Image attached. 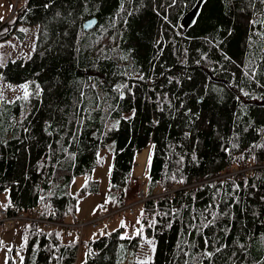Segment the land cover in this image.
Listing matches in <instances>:
<instances>
[{"label":"trees","instance_id":"trees-1","mask_svg":"<svg viewBox=\"0 0 264 264\" xmlns=\"http://www.w3.org/2000/svg\"><path fill=\"white\" fill-rule=\"evenodd\" d=\"M195 1L25 0L0 21V41L18 24L37 27L31 55L0 64L1 81L30 80L27 97L0 99L4 207L75 221L77 201L99 191L91 173L113 141L101 206L120 208L139 190L135 151L153 146L131 235L105 230L79 259L83 229L20 221V264H264V40L254 34L264 26L250 23L264 19V4L205 0L183 30ZM252 165L261 166L218 177ZM143 234L155 250L137 259Z\"/></svg>","mask_w":264,"mask_h":264},{"label":"rangeland","instance_id":"rangeland-1","mask_svg":"<svg viewBox=\"0 0 264 264\" xmlns=\"http://www.w3.org/2000/svg\"><path fill=\"white\" fill-rule=\"evenodd\" d=\"M25 0H19V6L24 4ZM13 4V5H12ZM17 3L15 0H0V21H5V15L7 13L10 17V12L13 8L17 7ZM14 17V16H13ZM84 21V20H83ZM36 25L30 24H18L11 34V36L7 39H2L0 41V64H4L9 59H14L17 57H21L23 59H27L34 47H35V40H36ZM93 28V27H92ZM26 86V87H23ZM25 92L29 94L30 92V80H25L23 82L15 83L10 81H1L0 79V99L5 98L8 100H13L20 97H25ZM113 141H110L107 144V149H103L99 151V156L102 157L101 165L97 166L98 173H93V175H100L102 178L99 181L100 189L102 187V183L108 181V176L111 169V149L113 148L114 144ZM153 151L152 143H147L142 148H139L135 151L133 165L131 168L132 177L133 179L139 180V188L143 187L142 182L146 179L149 169V162L151 158V154ZM105 163V166L103 167ZM138 172L136 174L135 172ZM91 173V177H92ZM106 176L103 178V175ZM93 178V177H92ZM85 181V176H78L76 177L71 185V189L73 191ZM138 188V189H139ZM94 197L95 199L101 200V191ZM132 193V183L130 184L127 190V197ZM87 196V195H86ZM85 196V197H86ZM8 200V192L7 190L0 193V207L4 206ZM91 200V199H90ZM93 210L92 205H89L86 208L85 213H91ZM135 214L129 213L128 211L121 209L119 212H116L112 217H106L102 219L98 226L95 228L86 227L83 229L82 233V242L78 246V256L79 259H82L85 252V241L90 237L99 235L100 233L104 232L105 230L114 229L118 226H122V234L123 235H131L135 231L134 222H135ZM17 229L15 227H11L5 230L2 233L1 238V249H0V264H6L7 253L11 245L14 246V263L20 264L21 263V255H20V240L21 237L17 235H13ZM13 237L11 238V236ZM151 241L152 243H149ZM153 239L145 236L143 234L142 241L140 248L137 253V259L139 258H146L150 254V249L153 245Z\"/></svg>","mask_w":264,"mask_h":264},{"label":"built area","instance_id":"built-area-1","mask_svg":"<svg viewBox=\"0 0 264 264\" xmlns=\"http://www.w3.org/2000/svg\"><path fill=\"white\" fill-rule=\"evenodd\" d=\"M15 1H17V0H15ZM13 12L15 13L16 11H13ZM258 166H261V165H256V166L252 165V166H249L248 169L251 170L252 168H255ZM241 171H243V170H238L237 172L227 173L225 175L230 176L231 174H236V173H239ZM137 198H138L137 201H140L144 198L143 190H141L137 194ZM137 201L127 204L125 206L127 208V210L130 212H133L134 205L137 203ZM108 214H112V212L106 213L104 211H99L92 219L77 220L75 222H61V223H59V225L64 228V234H67L69 229L70 230H77L80 232L82 230V228L85 226L89 225L91 227H95L98 224V222L102 218L107 216ZM25 220H31V221L38 222L39 225L45 230L50 226V223L44 219L37 218L31 214L25 213L24 211L14 210L13 207H3V208H0V235H1L2 231L11 228L13 225H15L16 222L25 221Z\"/></svg>","mask_w":264,"mask_h":264},{"label":"crops","instance_id":"crops-1","mask_svg":"<svg viewBox=\"0 0 264 264\" xmlns=\"http://www.w3.org/2000/svg\"><path fill=\"white\" fill-rule=\"evenodd\" d=\"M13 5V4H12ZM9 13H7L5 16L6 19L12 17V16H8ZM5 19V20H6ZM153 147V146H152ZM152 155V154H151ZM105 166V163L103 165V167ZM98 173V168L95 167L93 169V173ZM92 173V177L94 179H98L100 181V179L102 178L100 175H93ZM136 174H138V172L136 171L135 172ZM148 175V174H147ZM106 176V174L103 175V178ZM131 177H132V172H131ZM133 178V177H132ZM108 179H109V176H108ZM147 179V177H146ZM146 179L144 180L146 182ZM108 184L109 182L106 181L104 183H102V187L100 189L101 191V200H98V199H95L94 197L96 196L97 193H89L86 197L82 198V199H79L78 202H77V212H76V215H77V218H83V219H88L90 217H92L96 211V209L100 206V205H104L105 204V201H106V190H107V187H108ZM91 199V200H90ZM89 205H92L93 207V210L91 211V213H88L86 214L85 211H86V208L89 206Z\"/></svg>","mask_w":264,"mask_h":264},{"label":"water","instance_id":"water-1","mask_svg":"<svg viewBox=\"0 0 264 264\" xmlns=\"http://www.w3.org/2000/svg\"><path fill=\"white\" fill-rule=\"evenodd\" d=\"M204 1L205 0H196L180 17L178 22L183 27V30H186L189 26L193 25ZM96 22L97 19L95 17L87 18L82 22V27L84 30H89V28L95 26Z\"/></svg>","mask_w":264,"mask_h":264},{"label":"snow or ice","instance_id":"snow-or-ice-1","mask_svg":"<svg viewBox=\"0 0 264 264\" xmlns=\"http://www.w3.org/2000/svg\"><path fill=\"white\" fill-rule=\"evenodd\" d=\"M259 3H261V4H264V0H259ZM250 23L252 24V25H256V24H260L261 26H264V19H262V20H259V21H257V20H252V21H250ZM255 35H259L260 37H261V39L262 40H264V32H259V33H254ZM262 50H264V48H262ZM23 87H26V86H23ZM27 95H28V93L27 92H25V97H27ZM121 98H123V97H121ZM139 222V221H138ZM212 223V221H209V224H211ZM208 225H204V227H207ZM140 231L141 230H138L137 231V235H139L140 234ZM123 238V237H122ZM149 243H152L151 241H149ZM205 243H207V241H205ZM241 247H243V246H241ZM155 250V246L153 245V251ZM217 251H219V249H217ZM203 256L205 257V258H208V259H210L212 256H213V253L212 252H204L203 253ZM140 264H148V262L147 261H141L140 262ZM185 264H188V262L186 261L185 262Z\"/></svg>","mask_w":264,"mask_h":264},{"label":"bare ground","instance_id":"bare-ground-1","mask_svg":"<svg viewBox=\"0 0 264 264\" xmlns=\"http://www.w3.org/2000/svg\"><path fill=\"white\" fill-rule=\"evenodd\" d=\"M249 167V166H248ZM248 167H246V168H243V169H239V170H243V171H246V172H250V170L248 169ZM163 180V179H162ZM166 180V179H165ZM197 181H194L193 183H196ZM169 185V184H168ZM228 205V204H227ZM31 215H33V216H35V217H37L36 216V214H35V212H32L31 213ZM37 218H41V219H44V220H46V221H48L49 223H50V226L46 229V230H50V229H52V228H54V227H59V228H61L63 231H64V228L62 227V226H60L59 225V223H61V222H67V221H57V220H53V219H49V218H42V217H37ZM70 230V229H69ZM5 231V230H4ZM4 231H2V233L4 232ZM2 233H1V235H2ZM259 239V238H258ZM261 239V238H260ZM179 242V240H176V242ZM173 245V244H172ZM175 246H176V244H175ZM260 247H262V246H260ZM171 250V249H170ZM170 256V255H169ZM217 259V258H216ZM186 261V260H185ZM211 263V262H210ZM213 263V262H212Z\"/></svg>","mask_w":264,"mask_h":264}]
</instances>
